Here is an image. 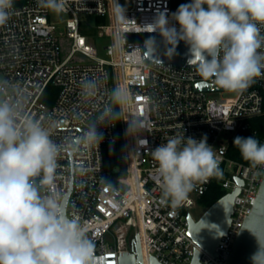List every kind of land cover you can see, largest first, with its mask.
<instances>
[{
	"label": "built area",
	"instance_id": "2783aa9c",
	"mask_svg": "<svg viewBox=\"0 0 264 264\" xmlns=\"http://www.w3.org/2000/svg\"><path fill=\"white\" fill-rule=\"evenodd\" d=\"M176 10L172 0H64L60 11L68 18L58 25L39 0H14L11 19L0 27V101L19 109L21 123L40 121L61 147L51 190L67 199L66 211L78 216L93 239V264H120L121 255L131 252V229L140 235L145 264L151 257L161 264H191L196 250L203 264H227L264 180V166L229 156L240 133L264 143V75L234 97L210 98L234 91H198L196 84L215 82L194 67L150 62L144 40L162 37L151 32V24L160 13L174 24ZM96 17L104 22L96 24ZM85 26L94 27V34H85ZM99 39L109 41L102 46L105 57L94 44ZM50 85L57 90L51 106L42 100ZM116 86L129 96L123 108L112 100ZM90 127L98 143L81 139ZM183 134L207 138L220 174L196 183L177 207L162 196L151 150ZM121 137L124 166L108 169L104 148ZM214 183L226 195L238 191L215 256L189 235L188 222L190 209Z\"/></svg>",
	"mask_w": 264,
	"mask_h": 264
},
{
	"label": "clouds",
	"instance_id": "9594fccd",
	"mask_svg": "<svg viewBox=\"0 0 264 264\" xmlns=\"http://www.w3.org/2000/svg\"><path fill=\"white\" fill-rule=\"evenodd\" d=\"M42 7L60 11L64 0H39ZM14 0H0V27L13 14ZM120 18L124 9L117 3ZM160 13L151 24L174 54L180 41L188 47V64L227 91L246 90L264 75V0H191L172 13ZM178 25L179 27L177 28ZM152 54L155 51L154 41ZM112 100L123 108L128 94L119 86ZM7 100L0 101V264H93L95 243L63 199L51 190L61 147L40 121L24 119ZM81 139L99 142L90 127ZM146 143V141H145ZM241 157L264 166V143L256 137L233 141ZM162 196L180 206L196 183L220 174L215 148L207 138L176 135L151 150Z\"/></svg>",
	"mask_w": 264,
	"mask_h": 264
},
{
	"label": "water",
	"instance_id": "95a60500",
	"mask_svg": "<svg viewBox=\"0 0 264 264\" xmlns=\"http://www.w3.org/2000/svg\"><path fill=\"white\" fill-rule=\"evenodd\" d=\"M150 39L154 41L155 51L153 54L151 44L147 46V49L145 48V43ZM169 47L163 37H147L144 40L143 50L150 62L197 68L195 63L188 64L190 53L183 41L178 43L171 58L165 55ZM195 88L201 92L224 90L216 84L206 82L196 84ZM237 193L238 191L224 196L212 205L198 221H195L191 216L188 217L189 235L202 250L213 256L216 255L215 250L230 225L234 198ZM66 202L67 199L64 201L65 206ZM251 203H253L251 213L245 217L232 253L226 256L227 264H264V180L257 197L253 198ZM201 256V251L196 250L191 264H203ZM120 264H145L139 233H136L131 241V252L121 255ZM149 264L161 263L151 257Z\"/></svg>",
	"mask_w": 264,
	"mask_h": 264
},
{
	"label": "trees",
	"instance_id": "16d2710c",
	"mask_svg": "<svg viewBox=\"0 0 264 264\" xmlns=\"http://www.w3.org/2000/svg\"><path fill=\"white\" fill-rule=\"evenodd\" d=\"M172 1H173V7L175 9H177L179 7V5H181V4L191 2V0H172ZM93 21L96 24H100V23L104 22V19L96 17L95 19H93ZM83 32L85 34H90V33L94 34L95 28L85 26L83 28ZM56 94H57V90L54 87H52V85H50L48 87V89L46 90L42 100L46 104L51 106L54 103V99L56 97ZM263 94H264V91H263ZM238 136L239 137H250V135L247 133H240ZM120 140L121 141L119 142V144L106 145L104 148L105 163H106V166L108 169L115 167L118 164L124 166V161H122L118 158L120 151H122V144H123L122 137L120 138ZM229 156L238 162H241L244 164L249 163L248 161L244 160L241 157L238 148H236L234 146L233 142L230 146ZM225 195H226V192L224 190H222L221 187L217 183H214V185L212 186L210 191L204 197L201 198L200 203H201V205H203L204 207H206L208 209L212 205H214L216 202H218L220 199H222ZM133 231H134V229H131L129 232V240H131V241L135 236Z\"/></svg>",
	"mask_w": 264,
	"mask_h": 264
},
{
	"label": "rangeland",
	"instance_id": "374dc122",
	"mask_svg": "<svg viewBox=\"0 0 264 264\" xmlns=\"http://www.w3.org/2000/svg\"><path fill=\"white\" fill-rule=\"evenodd\" d=\"M51 18L54 22H56L58 25L60 22L65 21L68 16L63 14L61 11H57V12H51ZM60 31H64L63 28L60 29ZM108 40L107 39H99L98 41L95 40L94 44L96 45V47L98 48V55L100 57H105V52L102 49V46L104 47L106 44H108ZM237 94L235 92H225V93H220V92H216V93H210L209 97L210 98H220V97H234ZM207 211V208L204 207L203 205H201L200 202H198L193 208L190 209V215L193 217V219L195 221H198ZM134 235H136V231H133ZM112 240H110L108 238V242H111Z\"/></svg>",
	"mask_w": 264,
	"mask_h": 264
},
{
	"label": "bare ground",
	"instance_id": "6f19581e",
	"mask_svg": "<svg viewBox=\"0 0 264 264\" xmlns=\"http://www.w3.org/2000/svg\"><path fill=\"white\" fill-rule=\"evenodd\" d=\"M147 259H148V257H147Z\"/></svg>",
	"mask_w": 264,
	"mask_h": 264
},
{
	"label": "flooded vegetation",
	"instance_id": "af4514ba",
	"mask_svg": "<svg viewBox=\"0 0 264 264\" xmlns=\"http://www.w3.org/2000/svg\"><path fill=\"white\" fill-rule=\"evenodd\" d=\"M208 209H209V208H208ZM208 209H207V210H208Z\"/></svg>",
	"mask_w": 264,
	"mask_h": 264
}]
</instances>
